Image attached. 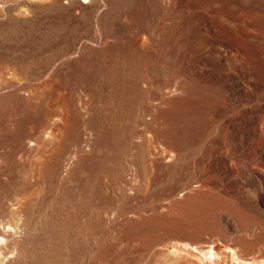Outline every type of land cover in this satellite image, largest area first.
I'll return each mask as SVG.
<instances>
[{
	"label": "rangeland",
	"instance_id": "rangeland-1",
	"mask_svg": "<svg viewBox=\"0 0 264 264\" xmlns=\"http://www.w3.org/2000/svg\"><path fill=\"white\" fill-rule=\"evenodd\" d=\"M0 264H264V0H0Z\"/></svg>",
	"mask_w": 264,
	"mask_h": 264
},
{
	"label": "bare ground",
	"instance_id": "bare-ground-1",
	"mask_svg": "<svg viewBox=\"0 0 264 264\" xmlns=\"http://www.w3.org/2000/svg\"><path fill=\"white\" fill-rule=\"evenodd\" d=\"M210 251V250H209Z\"/></svg>",
	"mask_w": 264,
	"mask_h": 264
}]
</instances>
